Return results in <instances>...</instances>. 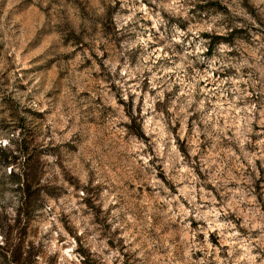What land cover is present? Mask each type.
Segmentation results:
<instances>
[{"label":"rangeland","instance_id":"obj_1","mask_svg":"<svg viewBox=\"0 0 264 264\" xmlns=\"http://www.w3.org/2000/svg\"><path fill=\"white\" fill-rule=\"evenodd\" d=\"M22 135L45 193L8 259L264 264V0H0V145Z\"/></svg>","mask_w":264,"mask_h":264},{"label":"trees","instance_id":"obj_2","mask_svg":"<svg viewBox=\"0 0 264 264\" xmlns=\"http://www.w3.org/2000/svg\"><path fill=\"white\" fill-rule=\"evenodd\" d=\"M28 139L27 136L22 135L16 140H9L4 147L0 145V166L6 170L9 169L8 179L15 185V190L20 197L13 225L6 228L0 224V232L5 239V243L0 247L2 263L28 264L27 260L22 258L20 248L17 258L8 259V254L12 250L6 235L14 231L19 234L26 232L30 215L39 210L41 196L45 193L39 186L38 156L34 150L30 149Z\"/></svg>","mask_w":264,"mask_h":264}]
</instances>
